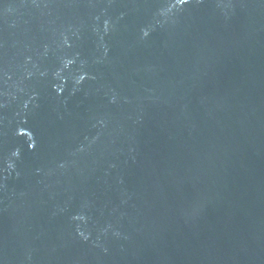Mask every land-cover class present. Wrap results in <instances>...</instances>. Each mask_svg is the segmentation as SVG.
<instances>
[{
	"label": "water",
	"instance_id": "95a60500",
	"mask_svg": "<svg viewBox=\"0 0 264 264\" xmlns=\"http://www.w3.org/2000/svg\"><path fill=\"white\" fill-rule=\"evenodd\" d=\"M0 264H264V0H0Z\"/></svg>",
	"mask_w": 264,
	"mask_h": 264
}]
</instances>
